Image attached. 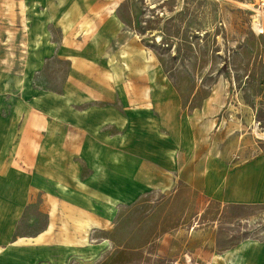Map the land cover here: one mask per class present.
I'll return each instance as SVG.
<instances>
[{"label": "rangeland", "instance_id": "374dc122", "mask_svg": "<svg viewBox=\"0 0 264 264\" xmlns=\"http://www.w3.org/2000/svg\"><path fill=\"white\" fill-rule=\"evenodd\" d=\"M6 1L1 73L23 74L32 38L69 50L0 89V131L50 133L29 171L0 146V182L32 190L18 235L49 204L76 233L29 264H232L264 240V203L218 182L264 154V0Z\"/></svg>", "mask_w": 264, "mask_h": 264}, {"label": "crops", "instance_id": "0c3cea01", "mask_svg": "<svg viewBox=\"0 0 264 264\" xmlns=\"http://www.w3.org/2000/svg\"><path fill=\"white\" fill-rule=\"evenodd\" d=\"M5 5L11 4L6 0H0V28L8 26L2 23ZM46 40L44 37L42 43H35V38H32L30 42L32 48L26 51V64L22 75L0 72L1 91L17 94L23 90L24 86L26 90H29L30 75L39 69L46 59L55 53L66 56L69 51L67 45L58 44L57 48L54 43ZM80 78L82 79V77ZM44 123H46L45 117L43 119L34 110L28 111L27 127ZM33 130L24 131L19 135L14 132L0 131V141H5L4 143L0 142L1 150L7 156H16V163L18 160L25 161L26 171L33 169L36 164V156L46 154L41 151L42 148L39 147L37 141L50 139V133ZM222 176L218 182L221 181L219 185L228 201L264 203V154L249 160L228 174L226 173L224 177ZM28 188L29 186L20 189L16 180L0 182V264H19L20 256L23 257L26 264H29V261H34L36 252L41 259H47L49 258L47 253L51 247L72 244L75 238L73 217L70 213L62 211L58 204H49L50 221L47 227L35 237L18 235L19 220L32 196V190ZM232 257V264H264V240L244 243L233 252Z\"/></svg>", "mask_w": 264, "mask_h": 264}, {"label": "bare ground", "instance_id": "6f19581e", "mask_svg": "<svg viewBox=\"0 0 264 264\" xmlns=\"http://www.w3.org/2000/svg\"><path fill=\"white\" fill-rule=\"evenodd\" d=\"M248 4V3H247ZM250 6H249V9L250 10H252V9H254L255 8V10H257L260 14L263 12V11H260V9L262 8V5L261 4H259V6H253V5H251V4H249ZM261 7V8H260ZM245 8V7H244ZM258 8H260V9H258ZM252 129H253V127H252Z\"/></svg>", "mask_w": 264, "mask_h": 264}]
</instances>
